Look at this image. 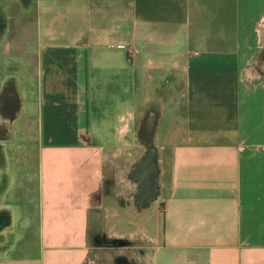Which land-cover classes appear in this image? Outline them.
<instances>
[{
    "label": "crops",
    "instance_id": "0c3cea01",
    "mask_svg": "<svg viewBox=\"0 0 264 264\" xmlns=\"http://www.w3.org/2000/svg\"><path fill=\"white\" fill-rule=\"evenodd\" d=\"M0 19V52L39 40L35 81L12 77L0 264L89 262L91 232L128 223L123 169L157 240L138 264H264V0H0ZM149 146L157 193L138 202L124 163Z\"/></svg>",
    "mask_w": 264,
    "mask_h": 264
},
{
    "label": "rangeland",
    "instance_id": "374dc122",
    "mask_svg": "<svg viewBox=\"0 0 264 264\" xmlns=\"http://www.w3.org/2000/svg\"><path fill=\"white\" fill-rule=\"evenodd\" d=\"M9 26H11L10 21L0 19V30L4 31ZM2 34V33H0ZM5 38H0V51L5 47L9 46L11 43L8 36L13 34L6 32ZM32 38L21 39L19 43V49L17 52H20L19 55L8 54V51L5 49L0 52V160L4 161L7 158V145H15L21 141L20 138L22 133L16 130V123L18 122V116L21 111V95L17 90L15 81L12 77H20L25 72V75L28 79H36V76L30 71L24 70L23 62V53L27 52L32 55V52H36L39 40L35 33L32 32ZM14 51V50H12ZM33 56V55H32ZM12 62V63H10ZM33 80L32 82H34ZM8 92V93H6ZM6 93V95H5ZM4 95L6 98H4ZM9 107L11 110H6L4 113V107ZM18 141V142H17ZM3 146V148H2ZM131 146V145H129ZM128 158L124 164L127 163L128 169H135L133 165L134 159L139 155V151H129ZM124 166V165H123ZM132 169V171H133ZM126 170V172H127ZM120 175L122 176V184L124 185L127 191V197L129 196V209L126 222L127 224H112L111 229H106L102 227L99 229L97 224V230L91 232V245L94 246L93 251L91 252V260L85 264H119L120 261L126 260L128 264H138L137 259L140 263L143 262L142 258L151 257L156 250L157 240L149 232L138 231L143 226L141 220L137 218L135 209H133L131 191L136 188V182L133 179L127 177L124 172L125 169L121 170ZM131 171V172H132ZM124 172V174H123ZM133 178V175H131ZM98 219V216H97ZM109 228V227H108ZM116 230V231H115ZM149 231L154 232V228H149ZM113 243V244H110ZM125 261V262H126ZM124 262V263H125Z\"/></svg>",
    "mask_w": 264,
    "mask_h": 264
},
{
    "label": "water",
    "instance_id": "95a60500",
    "mask_svg": "<svg viewBox=\"0 0 264 264\" xmlns=\"http://www.w3.org/2000/svg\"><path fill=\"white\" fill-rule=\"evenodd\" d=\"M157 151L149 146L147 152L135 164L132 175L141 180L137 196L147 199L157 193Z\"/></svg>",
    "mask_w": 264,
    "mask_h": 264
},
{
    "label": "flooded vegetation",
    "instance_id": "af4514ba",
    "mask_svg": "<svg viewBox=\"0 0 264 264\" xmlns=\"http://www.w3.org/2000/svg\"><path fill=\"white\" fill-rule=\"evenodd\" d=\"M6 93H8V92H6ZM6 93H5V95H6ZM5 95H4V98H6ZM6 110L9 111V110H11V109L7 106V107H4V113H5ZM137 182H138V183H137V188H138V191H139V189H140V187H141V180H138ZM136 198H137V201H138V202H143V201H144V200H143V197H140V196H137V195H136ZM125 261H126V260H124V261L122 260V261L119 262V264H124ZM126 262H127V261H126Z\"/></svg>",
    "mask_w": 264,
    "mask_h": 264
},
{
    "label": "bare ground",
    "instance_id": "6f19581e",
    "mask_svg": "<svg viewBox=\"0 0 264 264\" xmlns=\"http://www.w3.org/2000/svg\"><path fill=\"white\" fill-rule=\"evenodd\" d=\"M110 244H113V243H110ZM125 264H128L127 262H125Z\"/></svg>",
    "mask_w": 264,
    "mask_h": 264
}]
</instances>
